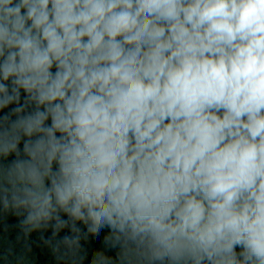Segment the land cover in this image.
<instances>
[{
    "label": "clouds",
    "instance_id": "clouds-1",
    "mask_svg": "<svg viewBox=\"0 0 264 264\" xmlns=\"http://www.w3.org/2000/svg\"><path fill=\"white\" fill-rule=\"evenodd\" d=\"M13 227L3 264H264V0H0Z\"/></svg>",
    "mask_w": 264,
    "mask_h": 264
},
{
    "label": "trees",
    "instance_id": "trees-1",
    "mask_svg": "<svg viewBox=\"0 0 264 264\" xmlns=\"http://www.w3.org/2000/svg\"><path fill=\"white\" fill-rule=\"evenodd\" d=\"M9 224H15V217H9ZM18 229L15 227L11 228L7 233H4L2 229H0V236L6 237L3 240H0V255L3 254L4 250L13 247L14 252L20 253V246L15 242V236L17 234ZM63 235V233H62ZM35 238V237H34ZM34 254L36 257L37 264H48V253L46 250H41L40 248H36L34 246ZM9 259H15V257L10 256ZM0 264H3V261L0 260Z\"/></svg>",
    "mask_w": 264,
    "mask_h": 264
}]
</instances>
